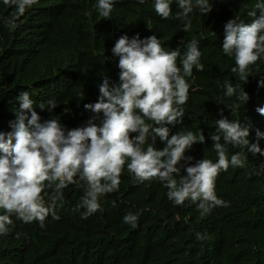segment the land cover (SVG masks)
Returning a JSON list of instances; mask_svg holds the SVG:
<instances>
[{
    "label": "clouds",
    "instance_id": "1",
    "mask_svg": "<svg viewBox=\"0 0 264 264\" xmlns=\"http://www.w3.org/2000/svg\"><path fill=\"white\" fill-rule=\"evenodd\" d=\"M141 9L146 21L134 34ZM0 18L7 43L4 49L0 40V68L21 67L34 51L54 59L57 44L64 53L60 81L67 80L58 90L52 77L35 89L20 83L47 98L36 101L30 92H18L15 111L0 127L1 237L10 232L12 215L41 227L60 219L57 201L69 184L80 219L102 211L110 196L132 184L156 180L178 207L207 217L227 206L215 194L216 177L246 163L236 149L264 156V76L248 77L252 67L264 68V0H0ZM9 25L16 28L13 42ZM102 40L110 42L107 52ZM89 46L94 72L85 79L80 68ZM207 54L227 61L239 83L209 80ZM97 80L90 98L95 103L83 106L94 115L66 130L52 117L55 100ZM193 84L200 93H192ZM203 84L217 86V97ZM61 109L70 114L76 105L64 100ZM210 142L215 156L181 172L189 154ZM46 188L54 189L47 204ZM137 219L128 213L123 222L135 227Z\"/></svg>",
    "mask_w": 264,
    "mask_h": 264
},
{
    "label": "trees",
    "instance_id": "2",
    "mask_svg": "<svg viewBox=\"0 0 264 264\" xmlns=\"http://www.w3.org/2000/svg\"><path fill=\"white\" fill-rule=\"evenodd\" d=\"M139 13L132 27L134 34L142 32L141 21H146L143 9ZM202 20L203 17L199 19ZM0 24H3L1 18ZM182 28L179 24L177 34ZM9 29L8 42H13L16 28L9 25ZM5 38L0 35L4 49L7 47ZM56 48L57 44H53L54 59L47 53L34 51L25 54L26 61L21 67L0 68V127L15 111L14 99L18 92H30L36 101L47 98L42 92L18 87L20 83L35 89L52 77L53 90H58L67 81H60L65 73L59 58L64 53L57 52ZM216 48L220 50L219 45ZM109 49L110 42L102 40V50ZM215 55L204 56L209 80L219 79L222 85L239 83L228 62ZM42 69L46 72L41 73ZM93 72L89 46L83 54L80 73L87 79ZM262 76L264 68L254 66L248 77L258 80ZM98 82L87 90L84 89L86 83L73 86L69 98L55 100L57 107L51 111L52 117L66 130L84 126L94 114L83 106L95 103L90 98ZM203 85L212 97H217V86ZM191 88L193 94L200 93L195 84ZM75 94L78 95L74 97ZM64 100H72L76 110L70 114L62 110ZM98 121L97 118L95 122L99 125ZM248 140L250 144L255 143L256 135L250 133ZM242 147L243 152L236 150L247 158L244 167L232 166L215 179V194L227 206H217L207 217L196 214V209L178 207L168 199L164 183L156 180L144 182L143 186L132 184L126 191L110 196L102 204V211L80 219L74 211L78 201L74 195L76 190L69 184L63 189V200L57 201L61 204L56 205L60 219L46 221L41 227L36 221L24 223L15 215L11 216L10 232L3 237L0 235V264H264V167H261L264 156L256 154L253 157ZM259 147L264 150L263 140L259 141ZM215 153L212 142L197 148L189 154L192 159L181 167V172L199 160L214 157ZM53 190L46 188L42 193L46 204L50 203ZM155 198L157 203H148ZM128 213L138 214L135 227L123 222Z\"/></svg>",
    "mask_w": 264,
    "mask_h": 264
}]
</instances>
